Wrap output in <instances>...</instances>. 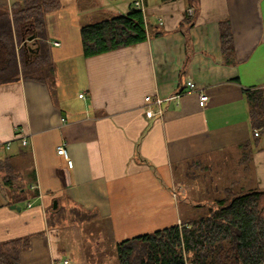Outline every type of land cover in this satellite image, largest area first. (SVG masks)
<instances>
[{"label": "crops", "instance_id": "obj_1", "mask_svg": "<svg viewBox=\"0 0 264 264\" xmlns=\"http://www.w3.org/2000/svg\"><path fill=\"white\" fill-rule=\"evenodd\" d=\"M24 1L0 0V10L11 12ZM96 1L107 4L104 17L110 18L140 3L150 38L85 58L80 29L101 21L91 8ZM195 5L61 0L60 8L46 15L56 87L21 73L0 85V156L11 151L13 161L28 164L31 171L20 172L17 183L38 193L30 202L9 205L6 187H0L5 197L0 245L28 239L18 264H70L68 250L99 249L104 239L116 247L179 225L182 215L192 216L196 205L222 198L227 189L264 190V129L255 136L246 99L247 91L264 89V0H198ZM187 12L193 26L182 30ZM224 21L230 23L235 48L229 63L221 51ZM29 47L35 49V42ZM189 81L197 92H189ZM199 93L208 96L203 108ZM147 97L163 101L152 106L161 116H146ZM21 134L27 147L18 140ZM63 143L72 168L57 153ZM246 144L253 150L249 165L242 163ZM54 202L65 215L56 226L49 221ZM95 223L92 243L86 232H69ZM90 252L86 261L104 264Z\"/></svg>", "mask_w": 264, "mask_h": 264}, {"label": "trees", "instance_id": "obj_2", "mask_svg": "<svg viewBox=\"0 0 264 264\" xmlns=\"http://www.w3.org/2000/svg\"><path fill=\"white\" fill-rule=\"evenodd\" d=\"M172 1L177 0H161ZM187 1L197 8L198 0ZM60 5L61 0H25L11 12L0 10V85L17 80L20 73L25 79L48 83L54 67L46 42V15ZM185 25L193 26L189 12L181 29ZM182 33L189 35L187 30ZM80 34L85 58L137 46L151 35L143 11L136 6L127 14L82 25ZM33 35L37 36L38 51L26 55V47L34 42L27 46L24 42ZM220 42L229 63L235 51L229 21L220 23ZM246 99L253 130L264 129V89L247 91ZM252 153L246 144L243 164L249 165ZM4 154L0 156V176L11 199L9 205L37 198L38 193L17 183L14 157ZM233 191L227 189L222 198L214 197L208 205H196L195 214L182 215L179 225L117 243V264H264V190ZM49 213L52 226L65 217L60 207ZM27 246L28 239L0 245V264H18L20 252Z\"/></svg>", "mask_w": 264, "mask_h": 264}, {"label": "rangeland", "instance_id": "obj_3", "mask_svg": "<svg viewBox=\"0 0 264 264\" xmlns=\"http://www.w3.org/2000/svg\"><path fill=\"white\" fill-rule=\"evenodd\" d=\"M107 5V4H105ZM105 5H103L101 2L99 1H96L94 2V4L91 6L92 10H93V13H95V15H98L100 16V20H104V18H110V17H104L105 16V13H107V9L105 8ZM48 83L49 85L51 86V88L54 89V83H55V79H54V76L50 77L48 79ZM16 151V149H15ZM12 152L10 151V154ZM14 157V156H13ZM15 164H17V160L14 161ZM24 170V171H23ZM31 171V167L28 166V164H17V168H16V174H19L20 172H24V174L27 175V173H29ZM211 176V175H210ZM29 180L26 176L25 178V183H27ZM0 187H5L4 185V182H3V179L2 177L0 176ZM0 188V205H2L4 202H5V197L4 195L2 194V190ZM245 187L243 186H237V188H234V193H238V192H242L244 190H247V189H243ZM216 196V194H215ZM78 226V225H77ZM76 226V230L75 231H70L71 228H69V232H73V233H76V235H79L80 236V233L83 235L85 232L88 233L86 235H90V243H92L93 241H95V238L93 237V234L98 230V227L95 228L96 226V223L95 224H90L88 226V228L85 226L83 227V229H80V227ZM69 227H73V225L69 226ZM68 228V227H67ZM106 229V227H105ZM63 231V237H66V235L68 234V232L66 233L65 232V228L62 230ZM107 231V230H106ZM78 236V237H79ZM65 239V243L68 242L66 238ZM106 245V247H104V244ZM92 248H87V250H84V249H80L78 250L77 254L76 252H74L73 254L71 253L70 250H68V257L71 261L70 264H91L93 263L92 260L89 262L88 259L87 262L86 261V256H84L85 253H87L88 251L90 252ZM92 249V251L90 253H95L96 255H94L95 257H98L101 259V257L104 259V264H117V256H116V247H114L111 242L109 240H103L102 243L100 244V248L99 249Z\"/></svg>", "mask_w": 264, "mask_h": 264}, {"label": "built area", "instance_id": "obj_4", "mask_svg": "<svg viewBox=\"0 0 264 264\" xmlns=\"http://www.w3.org/2000/svg\"><path fill=\"white\" fill-rule=\"evenodd\" d=\"M141 4L140 3H136V7L138 8ZM56 46H59L60 44L59 43H55ZM187 88L189 90V92H197L198 89L195 85L194 82L192 81H189L187 83ZM200 94V106L203 108L206 106L207 102H208V96H206L204 93H199ZM82 97V96H81ZM163 101L161 100H156V101H153L151 97H147L146 98V116L149 118V119H152L156 116H161L162 115V111L159 110L157 113L152 109V106L154 104H158L160 105ZM260 135V132L258 130L255 131V136L258 137ZM18 140L20 141V143L22 144L23 147H27L28 146V138L26 135H19L18 136ZM6 149L8 150L9 149V144H6ZM57 153L61 156H63L67 163H68V166L70 168L73 167V161L70 159L69 157V154H68V151H67V146L65 143H63L61 146H59L57 148ZM29 206H31L29 204ZM58 264H68V261H63V262H59Z\"/></svg>", "mask_w": 264, "mask_h": 264}, {"label": "water", "instance_id": "obj_5", "mask_svg": "<svg viewBox=\"0 0 264 264\" xmlns=\"http://www.w3.org/2000/svg\"><path fill=\"white\" fill-rule=\"evenodd\" d=\"M36 41H37V36L33 35V36H30V37L27 38V40L24 42V45L27 46L28 43H32V42H36ZM28 49L32 53H36L38 51V48L37 49H33L32 47H28ZM57 208H58V203L54 202L53 209L56 210ZM11 209L12 210L21 211V208L17 207L16 205H12Z\"/></svg>", "mask_w": 264, "mask_h": 264}]
</instances>
